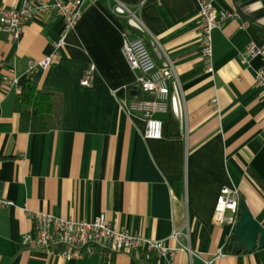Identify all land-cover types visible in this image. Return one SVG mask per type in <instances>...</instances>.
I'll return each mask as SVG.
<instances>
[{"label":"crops","instance_id":"obj_1","mask_svg":"<svg viewBox=\"0 0 264 264\" xmlns=\"http://www.w3.org/2000/svg\"><path fill=\"white\" fill-rule=\"evenodd\" d=\"M22 2L0 0V11ZM121 4L139 8L145 28L140 37L153 50L161 46L183 88L187 121L171 111L159 115L161 140H147L145 121L129 111V95H136L127 88L135 85L137 73L123 53L126 21L114 14ZM216 7L239 17L214 32L213 75L206 73L201 55L196 0L86 3L60 57L46 71L31 74L29 61L54 53L63 19L39 13L19 42L7 33L0 36V199L13 204L0 209V264H105L100 255L68 259L24 247V235L36 229L26 209L74 221L106 215L135 236L195 254L179 252L176 264H264V249L230 250L233 213L227 212L224 224L214 223L221 191L230 188L264 227V87L255 80L264 60H242L251 42L264 45V0H218ZM91 67L90 86H82ZM7 76L16 83L5 84ZM26 81L60 95L59 129L19 130L15 100ZM175 232L179 242L172 239ZM219 253L225 256L215 259ZM113 264L169 261L120 253Z\"/></svg>","mask_w":264,"mask_h":264},{"label":"built area","instance_id":"obj_2","mask_svg":"<svg viewBox=\"0 0 264 264\" xmlns=\"http://www.w3.org/2000/svg\"><path fill=\"white\" fill-rule=\"evenodd\" d=\"M101 0H77L67 4L64 0H23L20 7L1 9L0 36L10 34L14 42L21 40L23 30L39 13H54L64 21V29L59 40L54 44V53L40 62L29 61L27 73L31 74L37 69L46 71L60 57V51L67 45V38L78 24L86 3ZM199 5L201 19V55L206 67V73L213 75L214 71V32L223 29L227 21L237 19L236 12L219 10L216 7L218 0H196ZM139 8H130L119 5L114 14L139 32L145 33V28L137 15ZM244 23L243 27H248ZM131 33H124L123 53L128 60L130 68L137 73L135 87L142 97L132 101L129 111L138 114L146 123L145 138L147 140L163 139V121L159 115L171 111L177 118L187 121V107L181 82L174 62L166 52L155 45L154 50L142 37L131 39ZM156 56L162 59L159 65ZM255 58L264 60V45L251 42L242 55L244 62L250 63ZM95 68L91 67L81 82L82 86H90ZM256 83L264 87V67L256 70ZM7 85L16 83L15 77L4 78ZM129 91V89L127 88ZM241 198L237 189L223 188L217 200L214 223L222 225L226 221L227 212L234 215L231 219L234 226L239 220ZM13 204L0 199V209ZM36 225L34 233H27L23 237V246L40 249L50 255L62 258H81L83 256L100 255L105 264H113L114 258L120 253H143L146 258L156 255L160 259H167L169 264H176L175 259L179 252L187 251L190 258L195 254L185 246L172 248L161 242L133 235L129 230L119 227L117 223H110L106 215L91 221H74L56 217L47 212H31L25 210ZM172 239L179 242L181 234L175 232ZM197 257L198 256L196 254ZM219 253L215 259L224 257ZM214 261H205V264H214Z\"/></svg>","mask_w":264,"mask_h":264},{"label":"trees","instance_id":"obj_3","mask_svg":"<svg viewBox=\"0 0 264 264\" xmlns=\"http://www.w3.org/2000/svg\"><path fill=\"white\" fill-rule=\"evenodd\" d=\"M123 28L126 33L141 36L127 22L124 23ZM260 33L264 38V29L260 30ZM132 90H137V87H130L129 94ZM137 97L138 99H147L142 97L140 92L136 97L129 95L131 100H135ZM61 103L62 99L57 93L42 91L32 81H26L15 100L19 130L24 133L38 134L59 129L62 115Z\"/></svg>","mask_w":264,"mask_h":264},{"label":"water","instance_id":"obj_4","mask_svg":"<svg viewBox=\"0 0 264 264\" xmlns=\"http://www.w3.org/2000/svg\"><path fill=\"white\" fill-rule=\"evenodd\" d=\"M136 94L133 92V95ZM239 209V220L231 237L230 250L241 254L264 249V227L254 218L245 200H241Z\"/></svg>","mask_w":264,"mask_h":264}]
</instances>
